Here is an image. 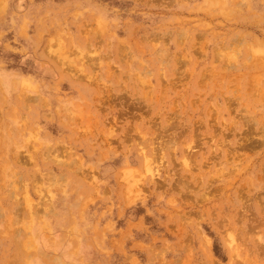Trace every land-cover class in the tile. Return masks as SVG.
I'll return each instance as SVG.
<instances>
[{"label":"rangeland","instance_id":"1","mask_svg":"<svg viewBox=\"0 0 264 264\" xmlns=\"http://www.w3.org/2000/svg\"><path fill=\"white\" fill-rule=\"evenodd\" d=\"M0 264H264V0H0Z\"/></svg>","mask_w":264,"mask_h":264},{"label":"bare ground","instance_id":"2","mask_svg":"<svg viewBox=\"0 0 264 264\" xmlns=\"http://www.w3.org/2000/svg\"><path fill=\"white\" fill-rule=\"evenodd\" d=\"M129 182H130V181H129ZM129 182H128V183H129Z\"/></svg>","mask_w":264,"mask_h":264}]
</instances>
